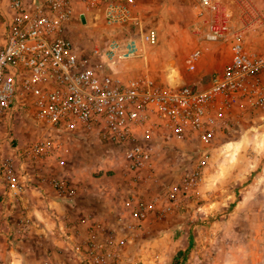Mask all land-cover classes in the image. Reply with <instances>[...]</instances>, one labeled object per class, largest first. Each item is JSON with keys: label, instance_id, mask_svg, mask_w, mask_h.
<instances>
[{"label": "built area", "instance_id": "1", "mask_svg": "<svg viewBox=\"0 0 264 264\" xmlns=\"http://www.w3.org/2000/svg\"><path fill=\"white\" fill-rule=\"evenodd\" d=\"M234 6L241 15L248 14L246 0H197L196 45L187 56L186 69L197 67L202 43L227 40L230 59L201 85L173 86L160 85L148 74L124 80L117 75L121 64L142 55V46L155 45L158 40L154 29L142 28L136 0L0 1V133L17 104L31 110L33 118L50 132L32 141L21 155L35 169L45 162L54 163L59 171L52 185L65 201L74 200V190L60 173L65 164L60 132L66 137L93 136L119 147L135 181L141 171L153 169L154 144L171 140L198 146V154L178 186L167 191L163 208L156 207L153 196L142 200L129 189L115 225L108 229L81 214L76 222L86 226V237L77 241L59 225L76 264L124 263L125 248L135 244L151 211L161 217L183 198L199 194L209 158L206 146L226 127V114L233 109L239 114L245 109L264 110V50L246 47L245 30L254 22L243 16V25L237 27ZM77 7L84 24L88 23L86 13L99 16L105 28L117 30L121 37H101L86 53L77 50L66 31ZM259 19L264 26V19ZM127 28L138 31L139 43L123 35ZM260 42L264 47V37ZM18 167L22 169L11 157L0 159V206L8 202L12 208L26 192L29 180L18 173ZM35 216L26 210L16 221L18 229L34 225ZM133 262L163 264V257L152 250L144 256L138 253Z\"/></svg>", "mask_w": 264, "mask_h": 264}, {"label": "rangeland", "instance_id": "2", "mask_svg": "<svg viewBox=\"0 0 264 264\" xmlns=\"http://www.w3.org/2000/svg\"><path fill=\"white\" fill-rule=\"evenodd\" d=\"M246 1L248 14L241 15V10L234 6L233 21L241 27L243 16L252 17L254 25L245 30V44L250 51H256V38L264 34V26L259 24V17L264 19V0ZM136 3L142 28L154 29L158 40L155 45L142 46L140 57L117 68L120 79L148 74L160 85H201L213 73L205 70L206 61L223 60V66L228 63L229 42L223 40L202 43L204 50L197 67L186 69L187 56L196 45L193 29L197 0H136ZM88 18V23L84 24L79 23L76 17L69 35L80 52L86 53L101 37L115 34L121 37L117 30L105 28L99 16L90 15ZM123 35L131 36L139 43V33L134 28L125 29ZM207 45L209 48H205ZM203 70L204 73L201 72ZM226 117V127L220 129L206 146L209 158L202 171L199 194L183 198L173 211L161 217L151 211L135 240L134 245L139 244L141 248L124 251V264H132L136 252L144 256L152 250L162 253L163 264H173L174 259L164 258V248L174 246L177 240L189 235L200 236L202 241L211 238L218 252L215 256L218 263L264 262V110L245 109L239 114V110L233 109ZM49 132L33 118L28 107L18 104L11 119L2 124L0 159L11 157L16 165L22 167H18V173L29 180L23 197L30 184L45 190V193L49 188L53 191L52 182L59 171L54 168V163L45 162L44 167L35 169L21 155L27 145L46 137ZM58 138L63 142L61 157L65 160L60 173L70 181L74 200L64 201V205H68L67 209L62 205V217L57 220L50 217L56 220L53 233L49 230L35 233V224L19 230L16 221L26 210L18 206V202L12 208L8 202L0 206V247H28L30 259L41 256L42 244L53 245L52 241L56 240L63 242L65 234L59 230L58 223L70 234L73 229L72 235L77 241L86 237L83 228L86 226L76 222L81 214L100 222L104 229L115 225L116 215L122 209L120 204L129 189H134L142 200L153 196L156 207L163 208L167 204V191L178 186L198 154V146L190 141L164 140L154 144L153 169L151 172L141 171L135 181V175L127 169L119 147L93 136L66 137L60 132ZM51 209L41 205L42 212L47 215ZM39 223L42 225L43 222L39 219ZM208 229L217 233L206 234ZM204 247H196L195 255L203 257L202 253L208 250L207 245Z\"/></svg>", "mask_w": 264, "mask_h": 264}, {"label": "crops", "instance_id": "3", "mask_svg": "<svg viewBox=\"0 0 264 264\" xmlns=\"http://www.w3.org/2000/svg\"><path fill=\"white\" fill-rule=\"evenodd\" d=\"M0 1L2 3H5L7 0H0ZM262 7H264V4ZM90 15L91 14H88V13L85 14V17L87 18V20L89 19L88 17ZM76 17L79 23H83L84 16H82V14L80 13V9L78 7L75 9L74 16L70 24L66 28L68 35H70L71 32L73 31L72 28L75 25L74 20ZM260 35L261 37L258 35L256 38V42H255L256 51L264 50V47L262 46L260 42V40L263 39L264 34H260ZM209 46L210 45H207L206 47L205 46L204 47L209 48ZM211 48L215 49V46H211ZM202 49L204 50V48ZM228 56H230V53H228ZM204 66H205V70H207L208 72L212 71L213 73H216L222 69L223 60L216 59L215 61H212V62H210L209 60L205 62ZM201 72L204 73L205 71L203 70ZM44 191L45 190H42L41 188L34 186V184L32 185L30 184L29 189L27 190V194L20 201H17L18 202L17 205L23 208L24 211L27 210V212L35 214L36 215L35 217H37L38 220L40 219L43 222L41 225L40 223L37 224L38 220L35 221L34 223L35 227H33V230L35 233H39V232L45 233L46 230H49L51 233H53V230L55 229L54 227H55L56 220L59 219V216L60 217L63 216L62 205H64L65 200L60 196V194L57 193V191L54 188H53V191H51L49 188L48 193H45ZM122 204L123 203L120 204L121 208H122ZM41 205H44L49 208L52 207L55 211L51 209V212L47 215L42 212ZM67 205H64L66 209H67L66 207ZM68 208H71V207H68ZM51 216H53L56 220L55 219L51 220L50 218ZM59 225L60 224L58 223V227ZM71 231H72V234L74 235L73 229ZM116 231H117L116 232L117 235H120L122 233V231L119 230L118 227L116 228ZM206 232H205L206 234L217 233L215 232V230H212V229H208V231ZM170 238H172V236ZM206 240H209L210 244L209 242L207 243ZM52 242H53V245L42 244V247L40 248L41 256L35 259L29 258L31 256V252L28 247L20 248V247H15L14 245H13L14 247L11 246L5 249L0 247V264H44L47 261H51L54 264H76L75 256L73 254L70 255L72 252V249L69 245H66L64 242H61L60 240H56ZM176 242L177 243L176 244L174 243L175 244L174 246H171L170 248H164V251L166 252V256L164 254V258L168 260H172L173 257L176 255V253L178 251H181L185 255V259L183 261L179 260L177 264H221V263H218L215 257L218 252H217L216 247H213V244L211 243L212 242L211 238H205L204 241H202L200 239V236L196 238V237H193L192 235L190 237L189 235L185 237V239L180 238V240H177ZM206 245L208 247V250L202 253L204 256L203 257L196 256L195 254L197 253H195V248L200 246L204 249L205 248L204 246ZM138 248L140 249L141 245L139 244L137 246L132 245V246L126 247L125 252L126 250H132V249H138ZM167 252H168V255H167ZM137 254L138 253L136 252L135 258ZM132 264H134V262ZM254 264H264V262L261 260H257Z\"/></svg>", "mask_w": 264, "mask_h": 264}, {"label": "trees", "instance_id": "4", "mask_svg": "<svg viewBox=\"0 0 264 264\" xmlns=\"http://www.w3.org/2000/svg\"><path fill=\"white\" fill-rule=\"evenodd\" d=\"M173 259V264H177L179 260L183 261L185 259V255L181 251H178Z\"/></svg>", "mask_w": 264, "mask_h": 264}]
</instances>
